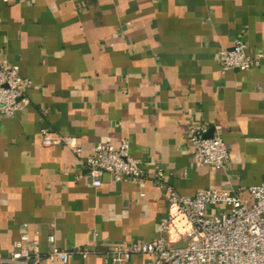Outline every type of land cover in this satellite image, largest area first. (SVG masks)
Wrapping results in <instances>:
<instances>
[{
  "label": "crops",
  "instance_id": "crops-1",
  "mask_svg": "<svg viewBox=\"0 0 264 264\" xmlns=\"http://www.w3.org/2000/svg\"><path fill=\"white\" fill-rule=\"evenodd\" d=\"M237 39L264 54V0H0V63L31 81L28 106L0 116V259L25 233L36 264H50L53 245L70 252L65 264H112L111 245L158 236L164 184L189 196L259 184L264 58L222 72L216 52ZM198 127L223 138L225 167L194 162L185 136ZM42 128L76 137L80 157L43 145ZM123 141L143 179L105 174L93 186L81 160L98 142Z\"/></svg>",
  "mask_w": 264,
  "mask_h": 264
},
{
  "label": "built area",
  "instance_id": "built-area-1",
  "mask_svg": "<svg viewBox=\"0 0 264 264\" xmlns=\"http://www.w3.org/2000/svg\"><path fill=\"white\" fill-rule=\"evenodd\" d=\"M246 50L241 39L229 48L218 49L221 71L258 66L264 54L252 57ZM30 85L31 81L21 77L16 64L0 63V116L12 118L28 106ZM205 133V127L192 128L186 133L185 146L194 162L225 167L229 154L223 138L206 137ZM40 134L43 145H64L80 157L81 147L76 137L62 136L45 128L40 129ZM81 161L93 186H100L101 176L105 174L114 182L139 183L143 179V170L130 156L126 141L118 146L98 142ZM155 177H162L161 169ZM163 187L167 215L159 223L158 236L148 242L111 245L106 252L108 261L125 264L131 256L144 255L146 264H264V177L259 184L234 193L203 188L189 196L178 194L170 185ZM27 241V234L22 233L8 257L0 259V264H36L40 255L36 247L33 252L25 248L23 244ZM47 241L53 243L54 235H48ZM74 252L82 257L90 254L87 248ZM69 257L70 252L54 245L46 253L50 264H65Z\"/></svg>",
  "mask_w": 264,
  "mask_h": 264
}]
</instances>
